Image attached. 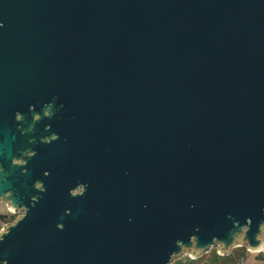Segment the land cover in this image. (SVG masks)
<instances>
[{"label":"water","instance_id":"obj_1","mask_svg":"<svg viewBox=\"0 0 264 264\" xmlns=\"http://www.w3.org/2000/svg\"><path fill=\"white\" fill-rule=\"evenodd\" d=\"M0 164V264L264 252V0H0Z\"/></svg>","mask_w":264,"mask_h":264},{"label":"rangeland","instance_id":"obj_2","mask_svg":"<svg viewBox=\"0 0 264 264\" xmlns=\"http://www.w3.org/2000/svg\"><path fill=\"white\" fill-rule=\"evenodd\" d=\"M9 210L6 206V203H0V215H7ZM18 216L22 214L15 215L13 221H16ZM13 221L10 224H13ZM244 260V264H264V252H249L244 246L242 249L233 251L232 257L230 259H225L218 257L214 251L201 255L196 261H192L184 256H178V259H175L170 264H239Z\"/></svg>","mask_w":264,"mask_h":264},{"label":"flooded vegetation","instance_id":"obj_3","mask_svg":"<svg viewBox=\"0 0 264 264\" xmlns=\"http://www.w3.org/2000/svg\"><path fill=\"white\" fill-rule=\"evenodd\" d=\"M33 119L36 121L39 119V116L38 115H34ZM22 119H21V116H18L17 117V121L20 122ZM16 130H18L19 134L22 135H25L27 132H26V129H24V127L20 124L18 125V127L16 128ZM41 138V137H39ZM34 140V139H33ZM32 139L26 141L25 143H22L20 142L19 145L21 146L19 151L16 153L15 157L12 159V163L13 165H18V166H21L22 163H24V160H21L24 155L26 154V147L33 142ZM43 140V139H41ZM4 171V168L2 167V165L0 164V172H3ZM8 196V195H7ZM7 196L6 197H0V203H6L7 207H8V210H9V213L7 214L8 216H14L15 218V215L17 214H23V210L22 209H12L11 208V205H10V201L7 199ZM6 198V199H5ZM6 226V228L11 225L10 223H6V224H1L0 226Z\"/></svg>","mask_w":264,"mask_h":264},{"label":"built area","instance_id":"obj_4","mask_svg":"<svg viewBox=\"0 0 264 264\" xmlns=\"http://www.w3.org/2000/svg\"><path fill=\"white\" fill-rule=\"evenodd\" d=\"M5 227V225L3 226H0V231ZM245 245H242V246H236V247H233L230 249V253L227 255V256H221L217 253V247H211L208 251L204 252L203 255L207 254V253H211L212 251L215 252V254L218 256V257H221V258H225V259H230L232 257V254H233V251H237L239 249H242ZM249 252H252V251H249ZM255 252H260L259 250L255 251ZM184 257H187L188 259L192 260V261H196L198 258H194L192 256L189 255L188 252H186L185 255H182ZM244 260H242L239 264H244L243 262Z\"/></svg>","mask_w":264,"mask_h":264},{"label":"trees","instance_id":"obj_5","mask_svg":"<svg viewBox=\"0 0 264 264\" xmlns=\"http://www.w3.org/2000/svg\"><path fill=\"white\" fill-rule=\"evenodd\" d=\"M14 216H8V215H0V225L10 223L13 221Z\"/></svg>","mask_w":264,"mask_h":264},{"label":"crops","instance_id":"obj_6","mask_svg":"<svg viewBox=\"0 0 264 264\" xmlns=\"http://www.w3.org/2000/svg\"><path fill=\"white\" fill-rule=\"evenodd\" d=\"M252 252H255V251H252ZM231 264V263H230Z\"/></svg>","mask_w":264,"mask_h":264}]
</instances>
